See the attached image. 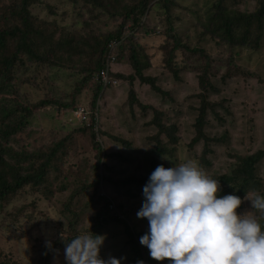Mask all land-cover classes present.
Wrapping results in <instances>:
<instances>
[{
    "label": "trees",
    "instance_id": "16d2710c",
    "mask_svg": "<svg viewBox=\"0 0 264 264\" xmlns=\"http://www.w3.org/2000/svg\"><path fill=\"white\" fill-rule=\"evenodd\" d=\"M6 1L11 0H0V4L3 3L2 7L0 6V212L20 191L26 192L27 188L39 196L51 198L53 191L50 188L52 184L50 175L52 171L58 176L62 175L60 166L63 167L65 162L70 161L76 154V133L90 137L95 157V162L89 166L93 182L86 181L83 185V192L88 195V201L83 206L80 205L81 207L76 206L79 209L77 211L73 203L78 191L69 196L61 211V221L57 223L56 239L45 243L38 241L35 246L37 257L28 264H161V261H166L165 264H264V144L250 154H240L235 145H232V137L228 134V128L235 124L236 113L232 108L235 105L232 102L240 101L243 106H247L253 99V96H249L248 102L243 98L239 99L237 95L241 94L236 91L241 87L244 89L251 80L241 77L238 83L232 84L235 90H229L232 75L219 77L211 73L210 57L204 49L190 48L177 39L170 56L165 60L177 81L175 91L171 93L163 91L156 85V79L145 76L143 71L150 65L140 60L143 56L140 49L135 46V33L145 28L147 21L143 19L148 16L146 13L150 5L164 0H137L134 8L126 11L119 28L103 41L99 38L89 40L71 35L66 30L58 33L57 27H54L55 22L40 23L31 10L36 5L45 3L44 0H17L14 2L15 5L7 4ZM103 1L73 0V3L79 6L83 4L82 8L90 9L86 7L103 8ZM251 1L256 5L246 10L242 8L245 0H217L210 8L213 12L204 26L203 34L218 36L229 43L231 49L259 50L264 41V0ZM113 42L116 45L110 48ZM180 48L200 54L206 60L202 73L194 78V87L180 80L179 73L185 68L173 67L176 57L174 53ZM144 57L146 61L154 64L152 56L147 54ZM126 58L132 62L135 72L134 75L127 77L123 73ZM26 62L39 64L49 70L60 68L86 72L84 82H90L95 86L91 109L99 108L98 126H95L94 119L90 125L78 123V131L72 132L70 137L38 150H31L27 145H23L19 136L30 127V119L34 117L35 110L54 105L58 113L65 115L77 108V105L70 103L58 105V102L46 100L31 108L13 104L18 102V97L15 100L11 98L18 91L15 76L17 70L24 67ZM88 62L92 66L89 64L88 67H82V63ZM107 65L111 79L120 83L117 88L111 84L104 88L99 82V73L105 70ZM245 76L251 79L257 74L248 73ZM124 80L129 81L132 87L136 82L141 86H149L161 95H167L169 98L172 96L170 99L173 103L177 102V105L185 103L187 108L194 110V123L191 124L192 128H189L183 124L180 126L169 118L165 119L164 113L158 109L139 103L145 111L151 109L154 113L151 121L154 132L152 131L153 134L148 137L149 143H155L152 150L155 154L151 158L152 165L158 158L171 155L170 146L177 145L183 138L191 151L202 148L199 156L202 166L211 165V160H206V157L216 154L213 146L226 147V151L233 152L229 156L234 162L229 164L223 173L213 176L211 172H207L205 178L207 187L203 191L214 202L213 205L221 207L225 212H240L244 207V199L250 195L253 208L257 211L254 218L256 223L252 225V229L239 237L231 233H213L211 225L218 213L214 211L213 206L203 203L205 213L196 217L193 213L183 218L174 217L168 222L158 223L156 227L147 231L137 232L124 218L121 204H117V211L112 208L113 201L103 194L102 185L110 180L111 183H116L108 174L115 172L114 159L119 160L122 157L120 153L106 150L109 148V143L105 139L106 111L101 108L99 102L104 100L107 94L118 93L115 89L121 92L119 98L123 97L126 86L122 89L120 87ZM257 83L260 92L262 89L264 91V80H258ZM132 87L128 89V96L133 104L134 102L138 104L136 90ZM108 89L111 91L106 94ZM77 91H80L79 85ZM224 92H227V97H231L230 106L225 105L229 98L223 97ZM248 95L241 96L247 98ZM258 104L264 106L262 93L258 98ZM247 109L250 111L254 108L250 105ZM224 120L228 122L227 125ZM263 120L264 118L260 120L261 124L264 123ZM259 139L264 140V136ZM254 142L255 140L252 144ZM70 143L73 145L71 149ZM119 144L125 148L130 147L125 140L119 141ZM80 167L83 169V163ZM186 177V174L182 173L178 180L169 178L164 186L149 182L148 176L141 181L150 190L172 193L174 190L182 189L196 195L192 183L187 182ZM26 220L32 224L36 223L37 218L33 219L31 215H26ZM174 228L191 233L187 244L182 241L176 242L174 239L167 244L159 242L164 232ZM154 238L158 242L151 245ZM255 245H260L261 249L256 250ZM0 264L24 263L21 260H14L0 247Z\"/></svg>",
    "mask_w": 264,
    "mask_h": 264
},
{
    "label": "rangeland",
    "instance_id": "374dc122",
    "mask_svg": "<svg viewBox=\"0 0 264 264\" xmlns=\"http://www.w3.org/2000/svg\"><path fill=\"white\" fill-rule=\"evenodd\" d=\"M44 1L45 3L36 5L31 10L40 23L55 22L54 27H57L58 33L66 30L71 35L89 40L99 38L102 41L119 28L126 11L134 8L137 2V0H104L103 8L93 6L86 7L90 9H84L81 7L83 4L74 5L73 0ZM14 2L16 3L17 0L6 1L7 4L12 5H15ZM159 2L150 5L146 13L148 16L143 19L147 21L145 28L135 33V46L140 49V54L143 56L140 60L150 65L143 71L144 75L156 79V85L163 91L174 92L177 81L165 60L172 52L175 39L185 46L189 45L190 48H203L210 57L209 71L211 73L219 77L232 75L229 90H235L232 84L238 83L241 77L251 80L244 89L242 87L237 89L236 93L246 96L249 94L247 98L237 95L239 99L243 98L247 102L249 96H253L248 105L254 109L249 111L248 105L243 106L240 101L232 102L235 105V107L231 106L236 113L235 124L228 128V134L232 137V145H235L240 154H250L259 149L264 144V140L259 139L264 136V123L260 122L264 118V106L258 104V98L260 93L264 94V91L262 89L260 92L257 81L264 80V41L257 51L249 48L231 49L230 44L218 36L204 35V26L213 12L210 8L217 0H164ZM2 4H0L1 7ZM255 5L254 2L245 0L242 8L249 10ZM147 54L152 56L154 64L146 61L144 55ZM174 54L176 57L174 65L172 64L173 67L185 68L179 73L180 80L194 87V78L202 73L206 60L200 54L188 52L185 48L178 49ZM128 58L123 63V73L126 77L135 73L132 62L128 61ZM89 64L88 62V64L82 63L81 65L88 67ZM248 73H256L257 76L249 79L245 76ZM235 75L239 77L234 78ZM86 76V72L78 70L60 68L49 70L39 64L26 62L24 67L17 70L15 76V86L18 91L11 98L15 100L18 97V102L13 104L31 108L46 100L58 102V105L70 103L89 109L95 86L90 82H84ZM78 85L80 91H77ZM123 86H126L123 97L119 98L121 92L118 89H115L118 93L107 94L111 91L108 89L105 99L101 101V108L106 111L107 135L105 139L109 143V148L106 150L120 153L122 157L119 160L114 159L115 172L108 174L110 179L116 183H111L110 180L102 187H104V195L109 196L116 205H122L127 222L134 226L137 232H144L174 217L183 218L191 213L196 217L205 213L202 204L206 203L213 206L214 211L218 213L215 222L211 225L213 233H231L239 237L252 229V225L256 223L254 218L257 211L253 208L250 195L244 199V207L240 212H225L221 207L213 205L214 202L203 191L207 187L205 182L207 172H211L213 176L223 173L226 167L234 162V159L229 156L233 152L226 151V147L213 146L216 154L206 157V160H211V165L202 166L199 159L202 148L191 151L183 138L177 145L170 146L171 155L158 158L157 162L152 165L151 158L155 155L152 150L155 143H149L148 137L153 134L152 131L154 132L151 125L154 113L151 109L145 111L139 103L144 106L150 105L163 112L165 119L169 118L174 123L180 126L183 124L189 128H192L191 124L194 123V110L187 108L185 103L177 105V102H172V96L170 99L167 95H161L149 86H141L138 82L132 87L129 81L124 80L120 89ZM131 87L136 90L138 104L136 102L133 104L128 96V89ZM223 97H227V92L223 93ZM227 98L229 101L225 105L230 106L231 97ZM56 110L58 109L54 105L35 110L34 117L30 119V127L19 136L23 145H27L31 150H38L70 137L72 132L78 131L79 122L73 116V112L63 115ZM251 110L256 112L253 113ZM222 117L224 118V115ZM224 122L228 124L227 121L224 120ZM215 124L219 125L218 122ZM260 129L262 133L259 134ZM75 138L77 141L76 154L71 157L70 161H66L63 167L60 166L63 174L58 176L55 171H52L50 175L52 181L50 188L53 191L51 198L39 196L27 188L26 192L20 191L0 212V247L6 250L14 260H21L24 264L32 263L37 257L35 246L38 241L45 243L56 239L57 223L61 221L63 205L70 195L78 191L73 203L77 211L79 209L76 206H83L88 201V195L83 192V185L86 181L93 182L89 166L95 162L94 151L89 136L84 137L76 133ZM122 140L130 144V147L125 148L119 144ZM72 147L70 143L69 149ZM81 163H83V169L80 167ZM182 173L186 174L187 182L192 183L196 195L182 189L174 190L172 193L150 190L141 181L148 176L149 182L164 186L169 178L178 180ZM26 215H31L33 219L37 218V224L35 222L29 224ZM190 236V232L174 228L169 232H164L159 242L167 244L174 239L176 242L182 241L187 244ZM157 242L158 240L154 238L151 245ZM260 247V245H255L256 250H260ZM160 263L167 262L161 261Z\"/></svg>",
    "mask_w": 264,
    "mask_h": 264
},
{
    "label": "built area",
    "instance_id": "2783aa9c",
    "mask_svg": "<svg viewBox=\"0 0 264 264\" xmlns=\"http://www.w3.org/2000/svg\"><path fill=\"white\" fill-rule=\"evenodd\" d=\"M116 45L115 42H113L110 45V48L114 47ZM99 79L103 86H107L110 83H113L114 85H117L118 83L116 81H112L109 77V66L107 65V68L105 70H102L99 73ZM73 116L78 120L80 124H86L90 125L91 120H95V126H98V108L96 110L88 109L85 106H79L73 111Z\"/></svg>",
    "mask_w": 264,
    "mask_h": 264
},
{
    "label": "clouds",
    "instance_id": "9594fccd",
    "mask_svg": "<svg viewBox=\"0 0 264 264\" xmlns=\"http://www.w3.org/2000/svg\"><path fill=\"white\" fill-rule=\"evenodd\" d=\"M109 77L111 78V76H110V71H109ZM112 81H116L118 84L117 85H114L113 83H110L113 87H115V88H117V87H119L120 86V83L117 81V80H115V79H111ZM100 82V81H99ZM103 86V85H102ZM108 86V85H107ZM104 88H106V86H103ZM99 105H101V101L99 102ZM100 107V106H99ZM98 108V107H97ZM97 108H95V109H92V110H96ZM91 109V108H90ZM98 115H99V108H98ZM112 208L115 210V211H117V205L114 203V202H112Z\"/></svg>",
    "mask_w": 264,
    "mask_h": 264
}]
</instances>
